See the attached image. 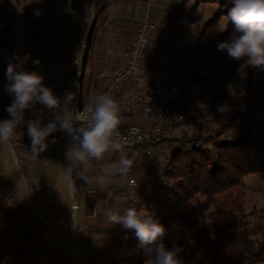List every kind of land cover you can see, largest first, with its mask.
I'll list each match as a JSON object with an SVG mask.
<instances>
[{"label":"trees","instance_id":"16d2710c","mask_svg":"<svg viewBox=\"0 0 264 264\" xmlns=\"http://www.w3.org/2000/svg\"><path fill=\"white\" fill-rule=\"evenodd\" d=\"M23 1L14 0L16 4ZM87 1L92 6L93 20L82 54L79 106H84L90 97L94 82L91 70L97 65L96 49L111 0ZM205 4L216 7L211 16L203 20ZM232 7L233 0H183L177 18L182 21L185 33L198 31L191 49L198 56V61L190 73L177 72L175 78L200 82L201 74L219 53L218 43L227 41L234 34V26L227 19V12ZM8 15V8L0 7V49L11 55L14 53L11 39L14 29ZM22 18L29 23L33 19L28 9L23 10ZM221 25L222 30L218 32L216 28ZM43 33L33 34L34 49L47 37L48 34ZM112 64L121 66L123 63L112 60ZM244 64L243 60L237 62L230 58L229 69L214 86ZM25 68L33 71L27 65ZM243 70L248 72L245 94L229 102L232 109L229 117L226 120L215 119L214 127L209 129L205 126L209 115L203 113L199 116L194 110L187 119L197 116L200 122L192 131H182L169 140L178 141L179 148L164 156V167L145 184L143 199L147 212L144 217L153 219L168 230L166 246L171 249L175 241L183 249L179 256L184 264H264V217L251 222L252 215L246 212L245 207L246 194L250 190L245 179L254 176L264 181V122L254 119L243 121L244 111L239 109L241 105L246 108L251 101V77L255 69L245 66ZM3 90L0 84V92ZM2 115L9 119L6 109ZM73 174V192L79 203L81 191L76 167H73ZM116 178L118 195L120 178ZM138 181L140 186L143 185L142 177L138 176ZM251 191L260 192L258 189ZM141 207L137 205L134 208L139 211ZM177 229H181V236L174 239L172 233ZM127 244L134 250L130 264L149 261L150 258L137 247L136 237L129 239Z\"/></svg>","mask_w":264,"mask_h":264},{"label":"rangeland","instance_id":"374dc122","mask_svg":"<svg viewBox=\"0 0 264 264\" xmlns=\"http://www.w3.org/2000/svg\"><path fill=\"white\" fill-rule=\"evenodd\" d=\"M65 3L66 0H24L20 4H16L14 0H0V7L8 8V19L11 21L14 29L11 38L14 53H18L23 56L24 54L30 53L34 50V33H40V35H42L43 32V34H48L49 32H56L58 34L59 32L62 35V38L75 44L73 52L75 56L80 57L82 55L80 46L85 41L89 29L88 26H90L93 20L92 6L89 5L87 0H73L72 7L77 13L76 18L73 19L70 15L64 14L63 9ZM215 7L216 5H204L203 20L211 16ZM35 8H40L42 10V17L37 18L33 16V9ZM24 9H28L31 12L33 17L31 23L22 18V12ZM178 23L182 29V21H179ZM135 24L136 23H130L129 27L134 28ZM222 27L223 25L217 27L216 30L220 32ZM197 34V30L193 31L191 34H187L183 29L174 30L173 32L167 31V35L162 33V37L166 38L167 36L166 39L161 40L165 43H163V48H161L162 53L155 52V44L145 53L143 64L169 71L176 68L178 69V72H184L185 74L190 73L194 69L195 62L198 61V56H196L195 52L191 50ZM105 36V38H100L96 53L99 50L104 56L102 58L103 60L112 62L113 53H122L126 51L130 43L127 40L131 38V32L123 31L120 44L112 42L111 39H114L115 34L113 35L111 31L107 32ZM126 38L127 40L125 41ZM152 40L153 39L151 37V41ZM104 50H106V52ZM9 56V52L0 49V84L2 87H4L6 83L5 70ZM96 57L97 54L95 55V58ZM245 66H247L248 69H254L245 62V64L236 69L229 78L223 79L218 86H214L216 81L219 80L230 67V58L227 53L219 52L208 64L207 69L201 74L202 79L200 82L193 83L188 80L180 81L178 80L180 79L179 77H173L169 82V86L171 88H176V95L179 96V101L183 105L185 115L187 116L193 113L194 110L199 116L203 113H207L209 116L205 122V126L212 129L214 127L213 121L221 118L220 113L216 110L217 105L229 104L230 101L244 96V86L248 74V72L243 70ZM96 68L97 65H94L92 68L93 70H91L92 77L94 78L91 90L97 83L95 75ZM72 81L73 76H69L65 81L64 87L58 92L57 96L63 97L66 91H75ZM251 94V101L245 108L246 110H244L243 121L247 122L254 119L264 122V72H260L258 69L254 70L251 77ZM203 95H207L210 102L202 100L201 97ZM61 107L63 108V105ZM36 110L37 109H33L32 112L25 113V125L27 120L36 118ZM128 120L129 123L140 127L142 130H146L147 122L142 114H136ZM25 125L22 124L18 128L26 127ZM66 143L67 137L65 135L61 136L47 154L37 157H34L30 152L24 151L22 148L17 146L14 148V152L18 158L17 162H15V159L9 152L4 153V161L2 162L3 173L8 180L10 188H12L16 194L15 196L13 193L16 201H25V204H27V201L25 200L26 188L30 197L29 201L31 204H35L33 191L31 185L29 184L31 175L28 170L31 166L29 162L34 161L41 164L42 167L45 168L43 172L50 176V181L47 184H43L41 188L42 191L38 194V197L43 204L48 207L52 206V202L53 205H56L54 207H56L55 209L57 211L59 208L64 209V205L68 206L69 204H72L71 206L73 208V198L71 197L72 195L68 189L69 177L66 171ZM0 146L4 148L6 144L0 143ZM164 156L166 155H156L155 158L145 160L138 165L137 175L142 177L143 185L139 188V199L136 206L142 205L138 213L143 216H146L147 212L144 210L143 199V196H145L146 181H149L150 178L157 175L160 169L164 167ZM112 163L111 159L104 158L96 167V172L99 176L100 195L102 196L103 194V197L106 196L107 200L111 197L115 198L118 196L116 191L119 186L118 181H116L117 178L115 177L112 182L108 183H104L101 179L104 176L103 169ZM74 167L77 168L79 175V165ZM22 176L24 177L25 182L22 180ZM108 184L110 187L106 191L104 190V186ZM245 184L250 188L246 194V212L252 215L250 217V221L253 222L261 217H264V181L258 179L257 177L249 176L245 179ZM251 189H258L260 192L255 193L252 192ZM121 201L124 202L125 199L121 198ZM117 202L118 201H116L115 204ZM72 210L73 212H77L74 209ZM203 212L204 214L206 213L205 211ZM180 230L181 229H177L173 231L172 235L174 239H178L181 236ZM133 252V248H130L128 259L125 262H122V264H130L133 261L134 258L130 257ZM146 264H152L151 258Z\"/></svg>","mask_w":264,"mask_h":264},{"label":"built area","instance_id":"2783aa9c","mask_svg":"<svg viewBox=\"0 0 264 264\" xmlns=\"http://www.w3.org/2000/svg\"><path fill=\"white\" fill-rule=\"evenodd\" d=\"M173 1L171 5H161L157 4L156 0H147L144 15L135 22L133 37L124 54V62L121 66L103 60L104 56L98 50L96 53V86L92 88L90 97L84 106H79V99L75 103L77 108L84 109L91 106V100L95 94L105 93L111 95L119 103L120 125L115 139L123 143L124 151L128 158L133 160V165L125 176L119 177L118 196L124 198L125 201H118L115 204L117 210L134 208L138 202L140 187L137 175L138 165L156 155L163 156L177 150L179 142L169 140L182 131H192L200 122L197 116L187 119L188 115H185L179 96L176 95V88L169 86L170 80L178 72V69L169 71L143 64L145 53L153 46L151 37L163 28L167 16L178 9L183 2V0ZM59 47V35L56 32H49L45 40L30 52L33 59L41 60V66L33 68L31 60L26 64L33 71H39L45 77V85L50 87L55 95L64 87L69 76H73V79L79 81L82 75V55L80 57L75 54L61 56ZM80 49L83 54L86 49L85 41L81 44ZM74 61H76V65ZM12 99L13 97L4 90L1 91L0 110L6 109L12 103ZM201 99L210 102L207 95H203ZM41 107L39 105L38 113ZM136 114H142L146 120V130L129 123L128 119ZM8 118H11L9 114ZM41 119L43 124H47L51 119L47 109L44 110ZM15 132V141L6 144L5 149L0 148V205L7 208L18 225L28 228L30 219L27 216V210L30 209L28 206L23 208L21 203L16 201L13 192L6 186L2 176L3 155L6 150H9L14 159V148L17 146L30 152L31 141L27 136V128L22 127ZM64 135L62 132H56L50 135L48 140L50 142L55 137L58 141ZM55 144L50 143L49 148L40 156L47 154ZM104 158L116 162L119 156L117 153H107ZM101 162L91 161L86 171L83 166L79 165V174L86 175L90 182L79 178L81 199L77 210L82 212L89 210L93 217L96 215L101 197L99 176L96 172V167ZM48 246L49 243H40L33 251V256L28 264H41L45 248Z\"/></svg>","mask_w":264,"mask_h":264},{"label":"clouds","instance_id":"9594fccd","mask_svg":"<svg viewBox=\"0 0 264 264\" xmlns=\"http://www.w3.org/2000/svg\"><path fill=\"white\" fill-rule=\"evenodd\" d=\"M72 3L73 0H66L63 12L75 19L77 13ZM233 3L234 7L227 12V19L234 26V34L228 41L219 42L217 51L226 52L229 58L237 62L243 60L250 67L264 72V0H233ZM33 16L42 17V10L33 9ZM29 60L33 68L42 64L30 53L23 56L12 53L7 59L4 91L13 99L6 108L11 118L0 121V143H10L17 127L25 125L26 111L41 105L36 118L27 120L25 125L31 141L30 152L34 157L45 152L50 143L57 142L55 137L49 142L50 135L62 132L68 137L65 158L70 184L74 166L81 165L86 171L91 161L100 162L107 153H117L119 159L103 169V182L125 176L133 160L126 155L123 143L115 139L120 125V106L116 99L106 93L95 94L90 107L79 109L73 103L79 91L78 80L72 81L76 91H66L63 97H59L45 85V77L39 71L25 68ZM45 109L51 115L47 124H43L41 119ZM216 110L221 119L226 120L232 109L228 104H218ZM239 110H246L245 106L241 105ZM79 178L90 182L83 173L79 174ZM106 221L119 225L126 232L134 231L137 247L151 258L152 264H184L179 256L183 249L175 241L171 249L166 246L168 230L153 219L144 217L135 208H128L122 215L109 213Z\"/></svg>","mask_w":264,"mask_h":264},{"label":"crops","instance_id":"0c3cea01","mask_svg":"<svg viewBox=\"0 0 264 264\" xmlns=\"http://www.w3.org/2000/svg\"><path fill=\"white\" fill-rule=\"evenodd\" d=\"M173 2V0H156V3L161 5H171ZM146 5L147 0H111L105 13L106 20L101 28V38L107 37L105 35L111 31L113 35L115 34L114 39L110 38L112 42L120 44L123 31H129L132 33L131 38L128 40L126 38L125 41L130 42L134 28H130L129 24L137 22L144 15ZM180 11L179 6L167 16L163 28L153 34V46L156 44L155 52L162 53L161 48L165 43L161 40L167 38V36L166 38L162 37V33L167 35V31L182 30L178 23L180 19L177 18ZM58 35L60 55H73L75 44L62 38L59 32ZM104 51L106 52V50ZM123 54L124 52L113 53L112 60L122 64L124 62ZM33 109H37L35 112L38 113L39 105ZM33 109L26 113L32 112ZM2 114L3 110H0L1 121L7 119ZM17 129L19 128L17 127ZM15 139L16 132L11 141H15ZM0 148L5 149L6 146L4 148L0 146ZM5 152H9V150ZM14 155L15 162H17L18 158L15 152ZM29 163L31 165L28 168L31 175L29 184L33 191L35 204H31L29 201L30 197L26 188L25 200L28 205L25 204V201L20 203L23 208L28 206L30 209L27 210L30 227L24 228L18 225L7 208L0 205V264H28L33 256V251L40 243H49V246L45 248L41 264H72L75 252H77V264H122L125 262L130 253L127 241L136 237L134 231L126 232L119 225H112L106 221V216L109 213L124 214V210L118 211L114 208L115 202L121 201V198L111 197L112 199L109 198L108 201L102 194L94 217L89 210L73 212L72 204L64 205V209L59 208L57 211L54 207L56 205H53L52 202V206L47 207L38 197L43 184L50 181V176L43 172L45 168L41 164L34 161ZM2 176L6 186L14 193L3 173V167ZM22 180L25 182L23 176ZM109 187V184L105 185L104 190L107 191ZM126 236L127 239H125Z\"/></svg>","mask_w":264,"mask_h":264},{"label":"water","instance_id":"95a60500","mask_svg":"<svg viewBox=\"0 0 264 264\" xmlns=\"http://www.w3.org/2000/svg\"><path fill=\"white\" fill-rule=\"evenodd\" d=\"M75 91H76V89H75ZM78 99H79V91H78V93H77L76 100L73 102L74 105H75V103H76V101H77ZM67 144H68V139H67ZM65 161H66V166H68V161L66 160V158H65ZM73 178H74V174H73V172H72V177H71V179H72V183L70 184L69 181H68V189H69L70 194L72 195L71 197L73 198V209H74V210H77L78 202H77V200H76V198H75V195H74V192H73V189H72V186H73ZM76 259H77V252H75V255H74V258H73L72 264H77V263H76Z\"/></svg>","mask_w":264,"mask_h":264}]
</instances>
